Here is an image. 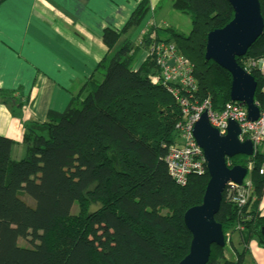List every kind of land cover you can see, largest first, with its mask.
Wrapping results in <instances>:
<instances>
[{
	"label": "trees",
	"instance_id": "trees-1",
	"mask_svg": "<svg viewBox=\"0 0 264 264\" xmlns=\"http://www.w3.org/2000/svg\"><path fill=\"white\" fill-rule=\"evenodd\" d=\"M258 2L262 35L236 58L241 68L245 59L264 56V0ZM146 4L119 32L103 31L107 52L63 112L24 125L20 159L11 158L14 142L0 137V211L11 210L19 194L32 209L27 219L0 212V264H178L188 254L191 235L183 215L201 204L208 175L189 176L184 187L169 176L164 160L180 138V108L168 92L173 86L161 80L150 86L160 75L151 59L136 68L135 63L141 49L173 41L192 69L190 102L209 100L220 110L230 102L231 77L205 61L204 48L207 34L226 26L233 12L225 0H172V9L189 18L190 32L150 27L133 44L130 33ZM251 76L254 100L263 104L264 78ZM0 103L19 115L11 93L0 91ZM263 161L264 154L257 155L247 177L253 201L238 208L222 197L215 215L224 239L227 233L240 236V251L224 240V248L211 246L207 264H246L252 241L264 249V217L256 211L264 191L258 174ZM245 163L243 156L226 160L230 168ZM245 211L254 221L235 232Z\"/></svg>",
	"mask_w": 264,
	"mask_h": 264
},
{
	"label": "crops",
	"instance_id": "crops-1",
	"mask_svg": "<svg viewBox=\"0 0 264 264\" xmlns=\"http://www.w3.org/2000/svg\"><path fill=\"white\" fill-rule=\"evenodd\" d=\"M142 1L0 0V91L11 93L20 106L19 115L13 116L10 104L0 103V137L14 142L13 160L24 154V125L42 123L47 113L65 110L71 95L89 79L107 52L103 31L119 32ZM146 1L130 33L132 43L134 39L139 43L150 27H171L167 18L154 16L164 0ZM139 55L142 63L138 66L148 58V52L142 49ZM256 211L264 217V191ZM234 235L239 245L237 233L231 234L230 240ZM248 250L246 264H264V249L256 241Z\"/></svg>",
	"mask_w": 264,
	"mask_h": 264
},
{
	"label": "water",
	"instance_id": "water-1",
	"mask_svg": "<svg viewBox=\"0 0 264 264\" xmlns=\"http://www.w3.org/2000/svg\"><path fill=\"white\" fill-rule=\"evenodd\" d=\"M232 12V20L222 29L211 31L206 36L204 59L227 72L231 77L229 99L246 107L247 118L255 121L259 111L254 106L256 83L236 63V58L246 55L248 49L262 35L263 20L258 0H225ZM193 138L201 149L206 163L208 182L199 206L188 209L183 223L191 235L188 254L178 264H207L211 246L224 248L221 226L216 223L222 193L230 182L240 185L246 169L239 166L228 168L226 160L237 156L250 157L253 148L250 142L239 143V129L229 122L227 133L220 136L210 127L205 113L193 127ZM264 238V227L260 231Z\"/></svg>",
	"mask_w": 264,
	"mask_h": 264
},
{
	"label": "built area",
	"instance_id": "built-area-1",
	"mask_svg": "<svg viewBox=\"0 0 264 264\" xmlns=\"http://www.w3.org/2000/svg\"><path fill=\"white\" fill-rule=\"evenodd\" d=\"M148 58L154 63L159 72L151 80L150 86H157L161 81L173 86L168 92L178 103L182 120L177 126L178 144L171 148L165 156V166L169 176L175 184L184 187L189 176L203 177L207 175L206 163L201 149L197 146L193 138V127L203 113L206 114L211 128L215 129L220 136L227 133L229 122H233L239 129L237 140L239 143L248 141L251 143L253 153L246 158V176L241 184L228 183L222 193L224 202L243 208L250 200L252 186L247 180L249 172L252 170L255 157L263 155L258 152V147L264 148V103L253 104L258 109L259 115L255 121L247 118L246 108L241 103L229 102L220 110H213L209 100L202 103H191L190 97L195 91L192 69L189 63L178 54L173 42H159L153 44L148 50ZM243 70L251 75L256 73L264 78V56L257 59H245ZM161 80V81H160ZM264 91V90H263ZM258 174L264 176V161L258 169ZM252 212H244L235 225V232L242 231L247 223L254 221ZM231 234L225 235V242L230 241Z\"/></svg>",
	"mask_w": 264,
	"mask_h": 264
},
{
	"label": "rangeland",
	"instance_id": "rangeland-1",
	"mask_svg": "<svg viewBox=\"0 0 264 264\" xmlns=\"http://www.w3.org/2000/svg\"><path fill=\"white\" fill-rule=\"evenodd\" d=\"M170 1H172V0H170ZM170 5H171V2L164 0V3L162 5L161 9L156 10L154 13V16L156 17V19H158L160 17L167 18L169 21V24H168L169 26L176 28V30L179 33L187 35L191 30L189 18L186 15L179 14L176 11L172 10ZM157 28L162 29L164 27L157 26ZM137 43H138V40L134 39L133 44H137ZM173 44H174V42H173ZM140 57H141V55L137 56V61H136L135 67H138V65L140 63H142V58H140ZM257 149H258V152L260 154L264 153L263 147H258ZM226 166L228 168H230L228 166V164H226ZM11 210H1L0 212L2 215L7 216V217L10 215L11 212L18 213L21 216V218H23V219H27V218L32 217V209L30 206V201L23 194H19L17 196L15 204ZM236 237H237V235H234L232 237V244H233L234 249H236L237 251H240V245H238Z\"/></svg>",
	"mask_w": 264,
	"mask_h": 264
},
{
	"label": "clouds",
	"instance_id": "clouds-1",
	"mask_svg": "<svg viewBox=\"0 0 264 264\" xmlns=\"http://www.w3.org/2000/svg\"><path fill=\"white\" fill-rule=\"evenodd\" d=\"M231 102V101H230ZM243 105V104H242ZM244 106V105H243ZM245 107V106H244ZM246 108V107H245ZM245 158V157H244ZM242 168V167H241ZM245 178V177H244Z\"/></svg>",
	"mask_w": 264,
	"mask_h": 264
}]
</instances>
